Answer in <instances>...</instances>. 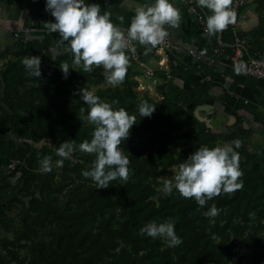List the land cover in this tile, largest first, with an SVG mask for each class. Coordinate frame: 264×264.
I'll return each instance as SVG.
<instances>
[{"label":"trees","instance_id":"obj_1","mask_svg":"<svg viewBox=\"0 0 264 264\" xmlns=\"http://www.w3.org/2000/svg\"><path fill=\"white\" fill-rule=\"evenodd\" d=\"M194 1L206 26L211 13ZM253 5L258 22L252 29L239 33L229 25L211 37L202 31L205 40L230 55L234 36L245 37L244 58L264 60V0ZM57 44L61 50L56 52L45 45L28 50L19 41L0 56V264H264V152L247 155V131L239 124L214 130L196 113L205 101L202 91L181 88L171 71L167 76L156 70L149 92L138 89L142 71L129 64L124 82L113 86L102 68L84 72L73 65L67 44ZM32 55L41 58L39 78L29 76L22 64ZM62 62L70 66L67 78ZM84 88L136 117L120 145L130 159L126 182L97 189L82 175L95 156L78 147L62 167L56 166L61 158L55 148L62 142L78 146L92 138L95 125L84 119ZM145 101L156 106L150 117L138 111ZM15 137L25 139L19 144ZM237 139L239 148L233 143ZM222 142L240 155L241 189L221 193L204 207L174 187L165 193V176L174 175L198 148ZM45 156L52 158L48 173L40 170ZM213 204L219 215L206 217ZM169 219L181 244L170 247L164 238L140 234L146 224Z\"/></svg>","mask_w":264,"mask_h":264},{"label":"clouds","instance_id":"obj_2","mask_svg":"<svg viewBox=\"0 0 264 264\" xmlns=\"http://www.w3.org/2000/svg\"><path fill=\"white\" fill-rule=\"evenodd\" d=\"M197 2L211 13L206 20V36H214L236 23V13L231 8L233 0ZM46 11L51 13L55 22L48 21L43 25L49 32L59 34V43L67 44L65 50L72 54L73 65L82 66L84 72H91L93 67L102 68L105 80L113 86L125 80L129 67L126 50L130 42L136 41L145 46L146 51H151L165 41L169 34L166 26L175 29L181 23L179 10L169 0H155L152 5L138 7L126 34L113 24L109 12L101 14L100 5L86 4L85 0H47ZM131 50L135 52L134 48ZM22 64L29 76L39 78L42 75L39 56L25 57ZM60 70L67 78L69 64L62 62ZM81 93L82 100L88 105L84 119L95 125L92 138L78 146L74 141L62 142L56 150V155L61 158L56 161V166L62 167L64 160L70 159L78 147L81 153L95 156L90 169L84 170L82 175L90 178L97 189L108 188L115 180L126 182L130 159L122 153L120 145L129 138L136 117L129 115L124 108L114 110L109 103L102 102L86 88ZM155 108L145 101L138 106V111L140 116L150 117ZM80 111L83 113L85 109L81 108ZM233 143L236 148L241 146L239 139ZM40 170L44 173L52 171L50 156L40 160ZM242 175L240 155L233 147L202 146L179 164L173 179L165 182L164 190L166 194H171L174 187L182 197L194 198L198 205L204 207L208 200L221 193L231 194L241 189ZM219 212L213 204L204 215L214 218ZM140 234L154 239L164 238L170 247L182 243L171 219L159 224L150 222L140 229Z\"/></svg>","mask_w":264,"mask_h":264},{"label":"crops","instance_id":"obj_3","mask_svg":"<svg viewBox=\"0 0 264 264\" xmlns=\"http://www.w3.org/2000/svg\"><path fill=\"white\" fill-rule=\"evenodd\" d=\"M247 1L236 23L239 33L249 31L258 22L254 5L250 0ZM46 2L47 0H0V56L3 50L14 48L19 41L28 50L39 45L48 46L55 52L61 50L57 44L59 34L49 32L43 25L48 21L55 22L51 13L46 11ZM154 2L155 0H85L86 4L100 5L101 14L109 12L113 24L126 30L130 27L136 9ZM169 2L181 14L179 28L166 26L171 42L166 49V63L173 81L185 90L197 87L202 91L205 101L196 113L214 130L227 131L239 124L241 129L247 131V155L262 154L264 79L238 73L229 62L228 53H216L213 46L205 40L202 33L203 22L178 0ZM133 42L140 55L139 62L129 59V64H136L138 69H141L139 63L156 68V47L146 51L145 46ZM1 63L0 58V65ZM141 84L146 91H153L154 84L149 80L141 79ZM3 256L0 248V257Z\"/></svg>","mask_w":264,"mask_h":264},{"label":"built area","instance_id":"obj_4","mask_svg":"<svg viewBox=\"0 0 264 264\" xmlns=\"http://www.w3.org/2000/svg\"><path fill=\"white\" fill-rule=\"evenodd\" d=\"M185 3V6L188 11L193 13L200 19L202 24V31L205 32L206 26L204 25V21L202 19L201 13L197 10V7L195 6L194 0H182ZM246 2V0H233L231 8L233 11H235L236 15L239 12V7L243 5ZM237 23V21H236ZM236 23L231 24L232 28H236ZM122 31L127 32L125 28H119ZM171 45L170 38L167 36L165 38V41L158 45L155 49V53L157 55V67H150L143 63H139L141 68V74L136 77L139 85L138 89L143 90L144 87L141 84V79H147L152 84H155L157 82L156 78L154 77L155 71L159 70L165 73V75H170V70L168 68V65L166 63V49ZM245 45H246V38L240 37L238 35L234 36V40L232 43V52L229 55V62L231 63L232 67L240 74L250 75L258 78L264 79V60L258 59V58H244V51H245ZM135 49V52H133L131 49ZM214 51L218 54H222L221 50H218L214 48ZM126 54L128 55L129 59L134 62H139V53L135 47L134 42H130L129 48L126 50ZM14 166V163H11L8 167L12 168Z\"/></svg>","mask_w":264,"mask_h":264},{"label":"rangeland","instance_id":"obj_5","mask_svg":"<svg viewBox=\"0 0 264 264\" xmlns=\"http://www.w3.org/2000/svg\"><path fill=\"white\" fill-rule=\"evenodd\" d=\"M250 3L251 4H253V0H250ZM16 138V141L19 143V144H21L22 142H23V140L25 139V138H21V137H15ZM225 145H227V143H225V142H222V143H220V144H218V146H225ZM59 147H56L55 148V151L58 149ZM173 173H170V174H168L167 176H165L164 177V179H162L163 180V182L165 181H168V180H172L173 179ZM163 190V188H160V191H162ZM245 253H248V252H246L245 251Z\"/></svg>","mask_w":264,"mask_h":264}]
</instances>
